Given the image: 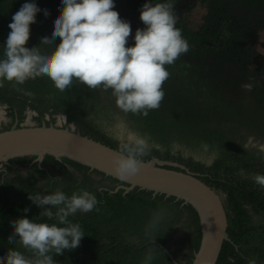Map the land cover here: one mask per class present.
<instances>
[{"label": "trees", "instance_id": "obj_1", "mask_svg": "<svg viewBox=\"0 0 264 264\" xmlns=\"http://www.w3.org/2000/svg\"><path fill=\"white\" fill-rule=\"evenodd\" d=\"M129 1L132 3L126 14L136 15L135 31L127 45L131 47L136 30L145 27L140 10L149 0ZM25 2H35L41 9L36 23L30 26L26 47H39L41 54L50 55L60 43L57 39L54 45H40L42 37H51L54 21L63 7L61 0H0V59L5 58L4 44L11 31L8 25ZM150 2L172 5L177 13L176 27L189 44L187 53L165 66L170 76L163 85L165 96L158 109L150 110L146 117L125 113L117 107L110 89H89L73 80L71 87L60 91L50 78L41 75L23 84L5 81L0 88V110L9 120L0 123V130L8 129L15 120L19 126H38L43 122L58 125L56 115L63 114L66 125L73 124L82 135L120 151L129 142L120 144L103 128L115 123L118 113L139 136L149 138L150 151L142 160L156 157L182 164L207 185L225 194L227 233L231 241L222 243L215 264H249L250 260L264 264V224L252 222L249 210L244 207L248 204L261 219L264 217V187L254 181L256 175H264V161L259 150L240 141L252 136L264 142V88L254 63V45L264 31V0ZM114 4L117 11L125 2L114 0ZM196 4L203 5L205 13L199 27L192 30L180 13L195 9ZM45 9L49 13L47 17ZM120 11H117L119 15ZM175 145L204 148L214 152L215 158L205 165L190 156L183 157L178 150L172 153ZM36 158L34 154L16 156L3 166L4 171L0 170V225L5 235L8 233L7 242L14 231L9 229L10 219L21 215L36 220L42 210L28 199L29 193L46 195L60 190L70 197L73 192L86 190L96 197V209L88 213L78 211L69 217L72 223L81 226L85 236L77 248L54 255V261L144 264L146 255L151 254V264H174L173 260L177 264L192 263L200 246L201 231L198 213L191 204L138 187L127 193L123 189L114 191L119 185L129 184L67 157L56 159L45 154L40 164ZM22 170L26 175L20 182L17 176H10ZM55 173L63 175L61 183L51 178L50 174ZM92 173L99 174L101 179H94ZM39 177L45 182L37 183ZM25 208L30 211L25 213ZM161 213L160 221L150 227ZM39 222L57 223L47 218ZM173 230L180 233L179 241L186 246L184 251L183 246L171 247ZM166 249L171 251L172 258Z\"/></svg>", "mask_w": 264, "mask_h": 264}, {"label": "clouds", "instance_id": "obj_2", "mask_svg": "<svg viewBox=\"0 0 264 264\" xmlns=\"http://www.w3.org/2000/svg\"><path fill=\"white\" fill-rule=\"evenodd\" d=\"M61 3L63 7L54 21L51 37L41 38L40 45H54L59 39L50 55L41 54L39 47H26L30 26L36 23V15L41 11L36 3L25 2L12 16L8 25L11 31L4 44L5 58L0 59V88L5 81L23 84L29 78L46 75L60 91L71 87L73 80L89 89H110L117 107L125 113L146 117L150 110L158 109L165 96L163 85L170 76L165 66L189 51L187 40L176 27L172 5L146 2L140 10L145 27L136 30L134 46L129 47L131 25L114 10V0H61ZM43 11L47 17L48 11ZM148 141L147 137L130 134V142L113 159L119 179L126 180L146 166L141 158L149 154ZM254 181L264 187V175H256ZM28 199L42 210L36 220L10 221L14 231L8 242L18 238L30 255L10 248L0 257V264H55L54 255L77 248L85 236L81 226L72 223L69 217L78 211L91 212L98 203L86 190L73 192L70 197L60 190L46 195L29 193ZM23 211L28 213L30 208ZM162 215L158 214L150 227ZM41 218L57 223L39 222ZM152 259L151 254L146 255L144 264H151ZM249 264L256 262L250 260Z\"/></svg>", "mask_w": 264, "mask_h": 264}, {"label": "water", "instance_id": "obj_3", "mask_svg": "<svg viewBox=\"0 0 264 264\" xmlns=\"http://www.w3.org/2000/svg\"><path fill=\"white\" fill-rule=\"evenodd\" d=\"M58 120L65 116H58ZM120 151L102 144L93 138L82 135L73 127L55 125L19 126L17 120L5 130H0V165L10 158L23 155H36L40 162L45 154L56 159L67 157L97 170L107 176L128 183L117 186L114 191L123 189L124 193L135 187L174 196L183 203L191 204L200 220L201 241L191 264H215L222 243L231 241L227 233L226 206L219 191L207 185L199 175L182 164L152 157L143 160L145 167L136 175L121 180L114 172L113 159ZM176 167L180 170L170 169ZM168 255L171 251L166 249ZM174 264H177L173 260Z\"/></svg>", "mask_w": 264, "mask_h": 264}, {"label": "rangeland", "instance_id": "obj_4", "mask_svg": "<svg viewBox=\"0 0 264 264\" xmlns=\"http://www.w3.org/2000/svg\"><path fill=\"white\" fill-rule=\"evenodd\" d=\"M205 13V7L203 5L196 4L195 9H192L189 12H186L184 14L185 17V24L192 30H195L199 27L202 15ZM183 17V18H184ZM227 34V32H226ZM254 49L256 51V55L254 56V63L256 70L260 74V83L262 87L264 88V31H262L259 35V38L257 39ZM62 116L60 114L57 115ZM115 123H112V125L107 124L103 128L108 132L109 135H111L113 138H115L117 141H119L120 144H122L125 141L130 142V134L136 133L132 128H130L123 119L118 115V113L115 115ZM9 120L3 113V111L0 110V123L5 122ZM56 122L58 125H64L65 120L63 118L56 119ZM65 126L73 127L75 126L73 124H65ZM137 134V133H136ZM240 141L243 143L246 147L256 148L259 150L264 158V142L259 141L255 137L252 136H246L245 138H241ZM179 151L183 157H192L195 161H199L205 165H210L215 158L214 152H209L206 149L202 148H187L182 146H173L172 153H175L176 151ZM181 235L177 231L173 230L172 232V240L170 242V245L173 249H178L179 247H182L183 245L180 243ZM184 249V246H183Z\"/></svg>", "mask_w": 264, "mask_h": 264}, {"label": "flooded vegetation", "instance_id": "obj_5", "mask_svg": "<svg viewBox=\"0 0 264 264\" xmlns=\"http://www.w3.org/2000/svg\"><path fill=\"white\" fill-rule=\"evenodd\" d=\"M116 1H123V2H125V4H123L122 6H119V7L117 8V11L119 12V11L121 10L119 16H120L123 20L129 22L130 25H131V29H132V31H135V30H134V27H135V17H136V15H134V13H132V12H130L129 14H126V13L129 11V6H131V3H132V2H130L129 0H125V1H124V0H116ZM179 10H180V8H179ZM185 13H186V12H181V13H180V17H184V14H185ZM174 14H177V13H174ZM182 19L185 20V17L182 18ZM60 115H61V114H60ZM62 115H63V114H62ZM56 116H57V115H56ZM47 119H48V118H47ZM56 119H58V118L56 117ZM262 158H263V155H262ZM41 161H42V160H41ZM41 161L38 162V164H40ZM263 161H264V158H263ZM4 165H5V164H4ZM4 165H0V170H1V171H4V169H3V166H4ZM260 167L263 168V166H260ZM75 173H76V172H75ZM25 175H26V171H25V170L20 171V173H18V174H16V173H12V174H10L11 177H16V176H17V181H18V182H20V179H22V177L25 176ZM50 176H51L52 179H55L56 181H58L59 183H61V181H62V177H63V175H62L61 173H55L54 175H53V174H50ZM91 176H92L94 179H96V180H100V179H101V176H100L99 174L96 175V174L92 173ZM44 182H45L44 179H42L41 177H39V178L37 179V183H44ZM102 182L109 184L108 181H102ZM44 190H46V188H44ZM217 191H219V192L221 193V195H222V197H223V201H224L225 194L222 193L221 190H219V189H217ZM224 203H225V202H224ZM225 206H226V205H225ZM244 207L247 208V209L249 210V211H248V214L250 215V220H252V222H258V223L264 224V217L261 219L260 215H258V214H256L255 212H253V210L250 209V207H249L248 204H245ZM12 215H14V214H12ZM20 218H21V215H19V216H17V217H14V218L10 219V221H13V220H16V219H20ZM10 221H9V226L11 225V224H10ZM3 225H4V221H3ZM1 226H2V225H0V257H4V256L6 255V253H7V251H8L10 248H11V249H15V250H19V251H22V252H25L26 255H30L29 252H27L25 249H23V248L21 247V245L19 244L18 238H17L14 242H12V243L9 244V243L6 241V235H7L8 233H6V235H5V233H4V227L1 228ZM12 228H13V227L10 226L9 229L12 231ZM12 233H13V231L10 232V235H11ZM6 246L8 247V248H7V251H5ZM4 248H5V249H4ZM185 248H186V246H184V249H183V247H182L181 249L184 251ZM55 264H59V263H57V262L55 261Z\"/></svg>", "mask_w": 264, "mask_h": 264}]
</instances>
